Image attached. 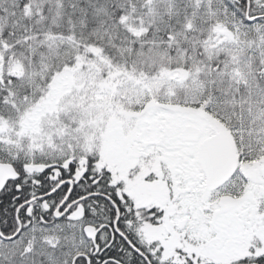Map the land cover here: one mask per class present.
<instances>
[{
    "label": "snow or ice",
    "instance_id": "1",
    "mask_svg": "<svg viewBox=\"0 0 264 264\" xmlns=\"http://www.w3.org/2000/svg\"><path fill=\"white\" fill-rule=\"evenodd\" d=\"M0 264H264V0H0Z\"/></svg>",
    "mask_w": 264,
    "mask_h": 264
}]
</instances>
